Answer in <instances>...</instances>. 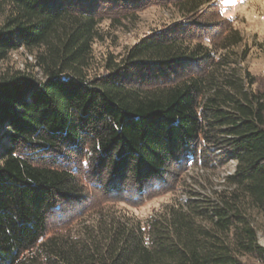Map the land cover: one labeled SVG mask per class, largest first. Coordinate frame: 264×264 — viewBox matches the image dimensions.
I'll use <instances>...</instances> for the list:
<instances>
[{"label":"trees","instance_id":"trees-1","mask_svg":"<svg viewBox=\"0 0 264 264\" xmlns=\"http://www.w3.org/2000/svg\"><path fill=\"white\" fill-rule=\"evenodd\" d=\"M152 1L0 0V63L24 48L43 76L0 75V264H264V90L240 67L239 33L218 49L171 26L90 73L105 16ZM163 1L184 16L212 2ZM204 152L236 165L213 197L147 220L70 215L87 183L108 197L132 181L140 196Z\"/></svg>","mask_w":264,"mask_h":264},{"label":"rangeland","instance_id":"rangeland-1","mask_svg":"<svg viewBox=\"0 0 264 264\" xmlns=\"http://www.w3.org/2000/svg\"><path fill=\"white\" fill-rule=\"evenodd\" d=\"M5 19L6 12H2L0 8V25ZM171 26L186 31L187 39H192L194 43H216L218 49L222 47L224 39L233 33H239L242 40L233 51L238 55L240 67L248 69L256 78L255 88L264 90V0H212L194 16H184L174 3L156 0L144 7L106 15L100 23V37L93 44L94 58L90 73H106L105 65L109 58H122L143 37ZM216 51L219 55L224 53ZM244 54V59H241ZM35 63L34 54L20 48L0 63V75L18 71L33 73L42 80L40 70L34 67ZM215 154L207 155L204 152L203 156L197 155L196 159L201 156L203 162L197 161L195 166H191V163L181 167L173 166L170 168L168 181L151 182L145 186V193L140 196L135 195V184L132 181H129L124 192L108 197H105L96 183H87L85 195L88 199L73 205L70 215L81 212L85 215L91 211L83 224L87 225L98 216L99 210L95 213L94 209H119L147 220L178 201L186 204L194 196L213 197L215 191L223 190L225 177L232 174L236 166L232 161L220 164ZM86 169H82L81 173L88 176ZM80 177L85 181V177ZM254 219L259 229V243L264 246V215L256 214Z\"/></svg>","mask_w":264,"mask_h":264}]
</instances>
